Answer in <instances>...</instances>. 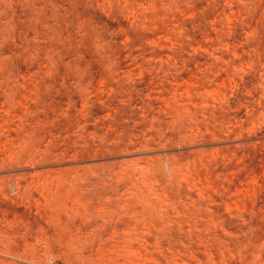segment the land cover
<instances>
[{
    "label": "rangeland",
    "instance_id": "rangeland-1",
    "mask_svg": "<svg viewBox=\"0 0 264 264\" xmlns=\"http://www.w3.org/2000/svg\"><path fill=\"white\" fill-rule=\"evenodd\" d=\"M0 264H264V0H0Z\"/></svg>",
    "mask_w": 264,
    "mask_h": 264
}]
</instances>
